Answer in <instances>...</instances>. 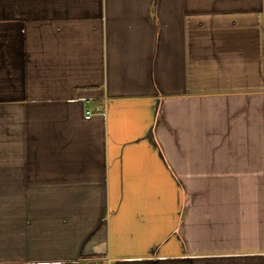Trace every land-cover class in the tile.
<instances>
[{"label":"crops","instance_id":"1","mask_svg":"<svg viewBox=\"0 0 264 264\" xmlns=\"http://www.w3.org/2000/svg\"><path fill=\"white\" fill-rule=\"evenodd\" d=\"M0 264H264V0H0Z\"/></svg>","mask_w":264,"mask_h":264},{"label":"built area","instance_id":"2","mask_svg":"<svg viewBox=\"0 0 264 264\" xmlns=\"http://www.w3.org/2000/svg\"><path fill=\"white\" fill-rule=\"evenodd\" d=\"M99 110H101L100 107L96 108V111H99ZM84 118L86 120L90 119L91 118V112L90 111H86V114H85Z\"/></svg>","mask_w":264,"mask_h":264}]
</instances>
